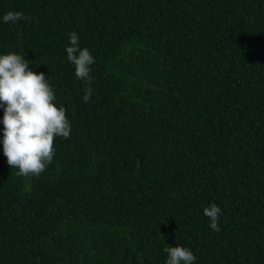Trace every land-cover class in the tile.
<instances>
[{
    "label": "trees",
    "instance_id": "16d2710c",
    "mask_svg": "<svg viewBox=\"0 0 264 264\" xmlns=\"http://www.w3.org/2000/svg\"><path fill=\"white\" fill-rule=\"evenodd\" d=\"M73 31L95 57L88 103ZM9 52L72 131L38 179L17 177L0 108V264H166L168 246L264 264V0H0Z\"/></svg>",
    "mask_w": 264,
    "mask_h": 264
},
{
    "label": "clouds",
    "instance_id": "9594fccd",
    "mask_svg": "<svg viewBox=\"0 0 264 264\" xmlns=\"http://www.w3.org/2000/svg\"><path fill=\"white\" fill-rule=\"evenodd\" d=\"M4 23L32 18L22 12L9 11L3 16ZM79 35L69 34L70 46H66L67 60L74 65L75 76L85 83L82 100H91L92 65L95 57L79 45ZM32 63L15 52L0 54V108L3 109V154L10 168L16 169L17 177L31 180L39 178L53 163L56 155L55 139H69L72 131L64 106H57V97L43 72L29 68ZM26 188L28 185L25 186ZM209 227L219 232L221 208L212 203L204 207ZM166 264H194L197 257L191 249L183 246H168Z\"/></svg>",
    "mask_w": 264,
    "mask_h": 264
}]
</instances>
